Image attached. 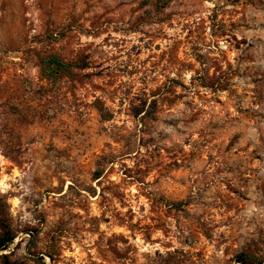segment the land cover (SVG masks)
I'll return each mask as SVG.
<instances>
[{
    "label": "rangeland",
    "instance_id": "obj_1",
    "mask_svg": "<svg viewBox=\"0 0 264 264\" xmlns=\"http://www.w3.org/2000/svg\"><path fill=\"white\" fill-rule=\"evenodd\" d=\"M0 199L14 264H264V0H0Z\"/></svg>",
    "mask_w": 264,
    "mask_h": 264
},
{
    "label": "trees",
    "instance_id": "obj_2",
    "mask_svg": "<svg viewBox=\"0 0 264 264\" xmlns=\"http://www.w3.org/2000/svg\"><path fill=\"white\" fill-rule=\"evenodd\" d=\"M166 5V4H164ZM42 67V73L43 77L49 81L58 82L60 79L64 77H75V70L76 69H82L83 65L81 63H75V62H65L62 60L59 56H50L48 58L42 59L41 62ZM99 175V174H98ZM8 210V205L6 201L3 199H0V220L2 222H6V215ZM0 252L7 250L10 248V245L14 242L16 239V236L12 234L11 230L8 226H5V224L0 229ZM33 246V244H31ZM51 259L52 256L48 255ZM0 259H2L4 264H14L10 262L8 255H2L0 256ZM36 261L42 260V258L35 259ZM236 260L240 264H263L262 261H260L255 256L249 254V253H241L236 257ZM44 264V262L42 263Z\"/></svg>",
    "mask_w": 264,
    "mask_h": 264
}]
</instances>
